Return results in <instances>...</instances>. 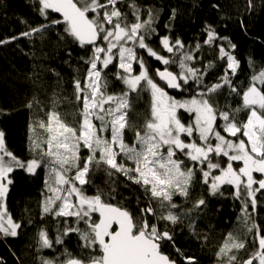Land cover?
<instances>
[{
  "label": "snow or ice",
  "instance_id": "6c2138e0",
  "mask_svg": "<svg viewBox=\"0 0 264 264\" xmlns=\"http://www.w3.org/2000/svg\"><path fill=\"white\" fill-rule=\"evenodd\" d=\"M120 2L36 0L39 15L45 20H48L49 10L61 18L30 27L20 36L42 34L50 27L62 24V35L72 37L82 48L91 46V55L85 61L88 67L83 87L80 79L74 80L76 100L82 102L76 126L64 122L53 105V110L46 113L47 122L38 118L30 125L29 151L33 156L27 160L8 150L5 133L0 130V234L16 237L23 226L13 220L7 209L9 186L13 183L10 174L17 169L35 174L38 168L45 167L48 169L47 194L42 203V214L65 220L63 230L58 231L55 240L49 238L46 229L38 232L39 247L50 249L54 244L63 245L65 236L77 233L82 248L92 251L84 259L69 253L66 260L42 259L41 264H177L162 251V243L173 242V236L168 230L160 231L146 218L148 214L156 215L151 204L141 208L139 216H134L123 206L112 203L114 196L109 192L97 188L94 195H88L84 186L90 184L88 177L94 169L103 167L110 177L113 172L120 173L140 185L146 195L150 193V199L158 200L161 210L166 209V215L159 219L176 224L181 215L187 213L181 211L182 206L173 203V196L187 200L199 172L210 195H223L221 187L232 186L234 199L241 203L245 238L228 233L216 252L217 258L222 264H264V228L256 222L258 210L264 207L260 204V199L264 198V178L257 180L253 175H264V69L252 75L249 86L242 93L240 108L221 110L218 104L214 106L213 94L228 88L230 93L240 95L232 82V76L240 66V61L233 55L236 45L230 41L227 47L223 43L219 45V58L227 60V68L218 82L204 85L203 77L209 66L204 69L193 67L195 56L191 48H186L181 39L172 41L165 35L160 37V44L170 56L158 54L147 43L157 34L158 16L147 9V18L142 19L141 10L133 3L129 7L135 19L130 23L127 14L117 7ZM248 3L251 8L252 0ZM176 14L173 9L170 19H175ZM205 32V44L228 41L227 37H219L211 25ZM18 38L12 36L0 40V45ZM200 47V44L195 45L197 51ZM139 50H146L149 56L164 65L163 70L157 68L154 74L167 89L190 91L192 82L198 86L195 94L184 99L169 95L149 74ZM134 64L140 67L138 74H134ZM172 64L179 67V73L169 70ZM110 65L117 69L115 79L125 86V91L120 94L107 92L109 83L103 73ZM144 91L151 95V118L145 123L143 132L135 131L134 141L129 144L125 140V130L133 127L128 118L132 109L131 94L139 96ZM27 107L32 109L40 105L34 97ZM180 110L189 114L187 124L180 118ZM242 110H247V120L238 123L237 113ZM218 120L223 124L218 125ZM218 127L228 136L222 135ZM37 128L47 134L46 138L37 134ZM238 134L246 139L238 138ZM81 149L88 151L86 158H81ZM177 153L192 162V166L186 167ZM118 157L131 162V166L119 161ZM216 157L226 158V165L213 162ZM234 162H241L242 166L236 169ZM214 171L219 174L214 175ZM201 206H206L203 198L193 205L194 208ZM68 218H74L75 226L68 223ZM249 244L254 251L246 259H238L236 253ZM95 251L99 254H93ZM176 251L180 253L179 249ZM186 259L188 264H197L195 257ZM0 264H5L3 258H0Z\"/></svg>",
  "mask_w": 264,
  "mask_h": 264
},
{
  "label": "trees",
  "instance_id": "16d2710c",
  "mask_svg": "<svg viewBox=\"0 0 264 264\" xmlns=\"http://www.w3.org/2000/svg\"><path fill=\"white\" fill-rule=\"evenodd\" d=\"M133 3L141 10L142 19L147 18V9L158 16L155 23L157 34L147 40L158 54L170 56L160 44V37L169 35L172 41L179 38L186 48L193 50V67L204 69L209 66L203 77L204 85L218 82L227 68V60L219 58V45L223 43L227 47L229 41L235 44L233 55L240 61V66L235 76H232V82L240 95L224 88L213 94L212 102L225 111L242 106V93L249 86L252 75L264 69V0H252L251 8L248 0H121L117 7L127 14L130 23L135 19L129 7ZM37 9L36 0H0V40L19 37L0 45V130L5 133L8 150L22 160L33 156L29 151L32 121L39 118L47 122L46 113L53 110V105L61 119L69 125L76 126L80 120L78 112L81 102L76 100L74 80L80 79L83 87L88 67L85 61L91 55V46L85 45L82 48L72 37L62 35V24L52 26L42 34L20 36V33L28 31L30 27H38L61 18L49 10L48 20H45ZM173 9L177 14L175 19H170ZM208 25L216 30L219 37H227L228 41L216 40L212 45L205 44V29ZM196 44L201 45L198 51L195 49ZM138 54L144 57L149 74L155 82L165 87L154 74L157 68L163 69L164 65L149 56L146 50H139ZM137 69L138 65H135V71ZM116 70L110 65L103 73L109 83V94L125 91L122 82L115 79ZM169 70L175 73L180 71L176 64L170 65ZM197 87L190 82V91H170L166 87L165 90L171 96L184 99L194 95ZM34 97L40 107L29 109L27 104ZM131 97L132 109L128 118L133 127L125 130V140L130 144L134 141L135 131L143 132L145 123L151 118L150 92L144 91L139 96L133 93ZM247 114V110L237 113V122L246 121ZM180 118L183 122L189 119L185 112H180ZM217 124L222 125L223 121L218 120ZM217 130L228 136L221 128L218 127ZM42 131L37 128L38 135ZM240 137L243 138L242 134H238V138ZM88 154L86 149H81L82 159ZM177 155L182 157L181 154ZM47 174L48 169L45 167L38 168L35 174L22 169L10 174L13 183L9 186L7 209L13 220L23 226L18 229L16 237H4L0 234V258H3L5 264H41L42 259L63 261L69 258V253L84 259L92 251L82 248L77 233L65 236L63 245L54 244L50 249L39 247L38 232L42 228L46 229L49 238L55 240L58 231L63 230L65 220L42 214V203L47 194ZM199 174L197 172L196 181L183 203V207L190 211L188 216H193L195 222L189 218L172 224L159 219L166 209H160L158 200L150 199V193L146 195L140 185L134 184L120 173L113 172L110 177L103 167L93 170L88 177L90 184L84 186V190L86 194L94 195L97 188H102L114 196L112 203L123 206L134 216H139L140 209L151 204L156 209V215H147L149 223L156 224L160 231L168 230L173 236V242L162 243L165 254L176 260L177 264H188L187 257H195L197 264H218L221 261L215 250L218 249L219 239L229 230L238 229L241 207L228 197L227 192L233 193L229 186L221 187L223 195H210ZM200 198L206 200V206L194 208L193 205ZM173 202L181 204L179 198H174ZM260 204L264 206V198L260 199ZM256 219L264 228V207L258 210ZM68 223L75 226L74 218H68ZM80 227L83 228L84 225L81 224ZM93 254L99 253L95 251Z\"/></svg>",
  "mask_w": 264,
  "mask_h": 264
},
{
  "label": "rangeland",
  "instance_id": "374dc122",
  "mask_svg": "<svg viewBox=\"0 0 264 264\" xmlns=\"http://www.w3.org/2000/svg\"><path fill=\"white\" fill-rule=\"evenodd\" d=\"M155 59V58H154ZM135 65H138V64H134L133 65V68H134V74H138L139 73V71H140V67H139V65H138V69H137V71H135ZM229 75H230V73H229ZM109 94V93H108ZM170 95V94H169ZM188 98H190V97H188ZM177 99H181V98H177ZM81 108H82V102H81ZM180 112H184L183 110H180ZM180 112H179V115H180ZM187 114V113H186ZM187 116L189 117V119H187V121L186 122H184L185 124H187L188 122H189V120H190V116H189V114H187ZM40 136H42V137H44V138H46V133H44L43 131L39 134ZM106 136H108L109 134H105ZM223 135V134H222ZM225 136H227V135H225ZM182 138H184L185 140H186V142L188 141V138L187 137H183L182 136ZM228 138H231V139H233V140H236L237 138H234V137H228ZM241 139H246V138H242V137H240ZM197 142L199 143V141L197 140ZM215 143V141L213 140V144ZM130 144V143H129ZM177 154H180V153H177ZM183 157V156H182ZM181 157V158H182ZM118 160L119 161H123V157H118ZM183 160L185 161V166L186 167H191L192 166V162H190L189 160H187L185 157H183ZM217 161H219L220 163H221V165L222 166H224V165H226V163H227V159L226 158H220V157H216V158H214V161L213 162H217ZM123 162H125V163H127V164H129V166H131V162H127V161H123ZM242 166V163L241 162H234V164H233V167L234 168H236V169H238L239 167H241ZM213 174L214 175H218L219 173L218 172H213ZM200 175V178H201V180H202V176H201V174H199ZM254 175V177L257 179V180H259V179H261V178H264V175H262V174H259V173H254L253 174ZM256 186H258V185H256ZM230 187V189L231 190H233V193H234V191H235V189L232 187V186H229ZM222 191V190H221ZM262 192H264V190H262ZM228 193V197H230L231 198V200H234V201H236L237 202V204L241 207V203H240V201L239 200H237V199H234V196H233V193H230V192H227ZM257 196H260V194L258 193L257 194ZM174 198H179V200L181 201V204H177V205H180V206H182L181 207V211L183 212V213H187V214H182L181 215V217H180V220H188L189 218L191 219V220H193L194 222H195V218L193 217V216H188V214H189V212L190 211H187L183 206V203H184V201H185V198L184 197H182V196H179V195H174L173 196V199ZM174 203V202H173ZM249 211H251V209H249ZM164 215H166V212H165V214ZM256 217H257V214H256ZM256 222H257V219H256ZM233 233L235 236H238L239 238H241V239H243V238H245V225H244V222H243V220H242V213L240 212L239 213V215H238V229L237 230H233V229H231V230H229L228 232H226V233H224L223 234V236L219 239V242H218V244H217V246H218V249H216L215 250V252H217L218 250H219V247L222 245V243L224 242V240H225V238L227 237V234L228 233ZM247 239L250 241L251 240V236L249 235V236H247ZM252 251H254V248L251 246V244H249L247 247H246V249H244V250H240L238 253H236V255L238 256V259H244L246 256H248ZM187 260V259H186ZM218 264H222V262H220V263H218ZM254 264H257V262H254Z\"/></svg>",
  "mask_w": 264,
  "mask_h": 264
},
{
  "label": "water",
  "instance_id": "95a60500",
  "mask_svg": "<svg viewBox=\"0 0 264 264\" xmlns=\"http://www.w3.org/2000/svg\"><path fill=\"white\" fill-rule=\"evenodd\" d=\"M55 14H57V13H55ZM58 16H60L59 14H57ZM161 70H163V69H161ZM158 78V77H157ZM158 80H159V78H158ZM160 81V80H159ZM160 82H162V81H160ZM163 84H164V82H162ZM168 90H170V91H172L171 89H168Z\"/></svg>",
  "mask_w": 264,
  "mask_h": 264
},
{
  "label": "flooded vegetation",
  "instance_id": "af4514ba",
  "mask_svg": "<svg viewBox=\"0 0 264 264\" xmlns=\"http://www.w3.org/2000/svg\"><path fill=\"white\" fill-rule=\"evenodd\" d=\"M224 186V185H223ZM226 186H228V185H226Z\"/></svg>",
  "mask_w": 264,
  "mask_h": 264
}]
</instances>
